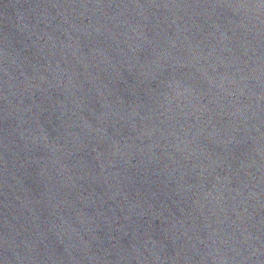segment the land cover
Here are the masks:
<instances>
[{
	"label": "water",
	"instance_id": "water-1",
	"mask_svg": "<svg viewBox=\"0 0 264 264\" xmlns=\"http://www.w3.org/2000/svg\"><path fill=\"white\" fill-rule=\"evenodd\" d=\"M0 264H264V0H0Z\"/></svg>",
	"mask_w": 264,
	"mask_h": 264
}]
</instances>
